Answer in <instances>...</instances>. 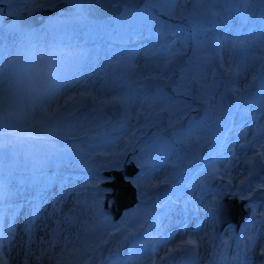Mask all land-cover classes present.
Instances as JSON below:
<instances>
[{"label": "rangeland", "instance_id": "1", "mask_svg": "<svg viewBox=\"0 0 264 264\" xmlns=\"http://www.w3.org/2000/svg\"><path fill=\"white\" fill-rule=\"evenodd\" d=\"M41 1L2 0L0 12L15 16L46 7ZM242 8L227 0L212 4L181 0L174 15L159 14L161 23L150 28L130 26L129 21L115 16L88 21L80 14H59L37 28L16 30L11 23L1 26L0 14V221L5 224L0 233V264H11L12 253L13 264H71L74 252L78 255L76 264H89L105 241L118 233L113 244L116 249L131 237L125 238L127 232L138 233L128 253L106 264H240L246 257L264 264L259 258L264 247V203L248 201L254 190L264 189V180L244 184L252 159L259 155L264 160V107L245 102L260 100L264 79L255 91L250 87L243 92L254 76L257 79L264 59V5H247L243 17ZM166 36H171V41L163 43ZM179 54L187 55L185 67L178 71L180 79L186 78L184 87L168 96L159 89L142 95L139 87L143 78H168L172 72H165V65ZM230 68L239 71V76L233 77ZM192 80L198 83L202 100L219 90L208 113L214 125L205 119L204 123L191 124L192 130L178 133L175 140L165 141H157L149 133L148 120L135 125L140 113L148 119L163 105L179 111L185 108L191 114ZM226 89L242 91L239 110L227 111L220 94ZM81 93L88 95L85 100ZM115 104L122 107L117 126L98 116L100 109ZM196 128L213 140L212 153L199 171L179 177L177 150L188 155V145L197 137ZM94 155L103 156V160L90 162ZM133 163L138 172L127 179L139 200L112 221L103 208L105 195L111 190L100 186L111 178L102 174ZM206 170L220 176L226 186L214 189L209 181L204 183L207 188L202 187ZM164 179L169 181L168 191L152 192L167 184L160 183ZM223 193L229 199L236 195L238 200L247 201L243 209H251L236 233L231 224L220 233L215 231L210 210L217 208ZM71 197L68 210L72 217L81 218L83 204H87L84 224L91 230L83 226L87 238L78 240L81 246L76 244V251L46 260L48 251L40 250L49 238L57 244L67 241L71 232L78 236L74 229L56 234L50 222L55 212L46 210L47 204L58 210ZM80 198L82 205H78ZM111 201L109 198L108 205ZM224 217L227 221V215ZM20 219L27 237L19 235ZM65 219L56 217L55 223ZM38 225L42 226L40 234ZM256 236L255 248L248 250L249 238ZM189 237L197 240L194 249L184 245L162 259L169 248ZM165 239L169 242L157 243ZM22 242H27L24 256Z\"/></svg>", "mask_w": 264, "mask_h": 264}, {"label": "water", "instance_id": "2", "mask_svg": "<svg viewBox=\"0 0 264 264\" xmlns=\"http://www.w3.org/2000/svg\"><path fill=\"white\" fill-rule=\"evenodd\" d=\"M143 3H131L130 7L136 8L141 7ZM187 7H189V3H187ZM78 13L84 16L86 20L90 21H98L108 17L116 16L119 13L118 8H114L111 4L107 3L106 0H67L60 1L55 3L51 7H41L34 9L32 11H23L18 13L17 15L11 17L7 14L6 11L2 13L1 26H6L10 21L12 22V27L18 30L23 29H33L42 25L48 18L54 17L60 13ZM171 37L167 36L162 39L163 42H169ZM186 55H178L172 61H170L166 67L165 71H174L186 65ZM264 78V61L259 68V79ZM177 79L175 75H172L167 80L161 79H152L145 78L143 80V86L140 88V91L147 95L151 91L155 90L156 87H159L162 92H170L172 88L176 85ZM195 88V84H194ZM257 88V81H255L252 85V90ZM195 89L192 91V95H195ZM225 99L229 106H232L234 103V97L230 90L225 93ZM199 111L195 112V115L192 117L193 119L199 118ZM98 116L102 117V119H108V123H115L117 125L119 123L121 117V106L119 104L108 106L101 109L98 113ZM141 117L138 122L141 121ZM184 121L182 124L176 126V128H183L185 126ZM167 137L169 134L166 135ZM160 138V137H159ZM208 144H205L204 147H207ZM204 154V153H203ZM102 159L101 155H94L90 158V162H98ZM191 166V165H188ZM188 166L184 165V160L176 166L179 173L183 168ZM138 168L133 165H125L123 170L119 171H110L103 173L104 176L112 178L111 181L102 184V187H108L111 192L105 195L104 199V210L112 216L113 221L119 219L122 215L123 211L133 207L137 201V191L135 187L129 180H126L125 177H132L136 174ZM264 174V162L261 160L260 156L257 155L250 168H249V176L247 181L258 180ZM169 188L168 184H164L162 186L153 189L152 192H160L167 191ZM111 198V204L108 205V199ZM249 200L262 201L264 203V189H257L253 192V195L249 198ZM248 200V201H249ZM247 203L245 200H238L236 195H232L231 199H229V195L227 193L221 194V200L217 204V208L212 209L211 213L214 216L215 228L216 232L220 233L223 231L227 224H232L235 232L238 230L240 224L248 219L251 209L247 207L243 209V206ZM235 209H239L240 213H237ZM235 210V212H234ZM228 211V212H227ZM234 212V213H233ZM227 215V221H224V216ZM232 215V216H231ZM229 216V217H228ZM132 235L129 239L124 240L119 247L113 249V244L116 239L119 237V234L116 233L113 237L107 242L104 243L101 247L97 249L99 255H94L89 264H106L114 257H123L127 254L128 246L131 241L135 238ZM121 247V248H120Z\"/></svg>", "mask_w": 264, "mask_h": 264}, {"label": "flooded vegetation", "instance_id": "3", "mask_svg": "<svg viewBox=\"0 0 264 264\" xmlns=\"http://www.w3.org/2000/svg\"><path fill=\"white\" fill-rule=\"evenodd\" d=\"M185 60L187 61V57L185 58ZM179 70L178 69L174 70V74H177V77H178V71ZM161 79L165 80L164 78H161ZM198 86L195 88V90H196L195 95H191V90L189 92V95H190L189 103L192 107L191 114H189V112H185V108H183L182 111H179V110H174L170 106L164 107V105H163L161 108H158V111L151 113L148 116L149 117L148 119L144 118L143 121L146 122L148 120L149 133L152 134L155 139H157L159 137H164L167 134H169L168 139H162V141L175 140L178 133L192 130L190 128L191 124H194L196 122H198V124H201L202 122L204 123L205 119L207 120L206 122L211 121V119H208V113H209L217 95L219 94V93H217L219 90L216 89V90H214L213 93H212V91L209 93V96H211V93H212L211 97H214V100H211V97L206 99L208 96L206 93L205 94L206 97L204 99H206L207 102H205V100H202L203 97L200 95L201 92L198 89ZM157 89L158 88H156L155 91ZM223 92H224V90H221L220 94H223ZM162 94H164V93H162ZM165 95L168 96L169 94H165ZM221 96H222L223 100L225 101L224 95H221ZM233 96H234V100H235V106L234 107H236V104H237L236 99L237 98L235 95H233ZM179 104L180 103L176 102L174 106L178 107ZM234 107H232V108H234ZM200 109H201V111L199 113V118L193 119L192 117L195 115V112L199 111ZM229 110L230 109L227 108V111H229ZM224 120L227 121L226 116H224ZM184 121H186V122H185V126L183 128H176V126L182 124ZM210 125H214V123L210 122ZM202 126H203V124H202ZM196 135H197L196 139H193L190 142V144L188 145V152H189L188 155L181 154L182 149L177 150L176 157L178 158V162L181 160H184L185 166L191 165V166H188L186 168H183L180 173L177 172V175L179 177L182 176L183 174H187L190 171H199V169L202 168L201 166L205 163L206 159H208L212 153V149H213V145H214L213 140L210 138L207 139V137H203L202 136L203 135L202 129L196 128ZM205 144H208V146L204 147ZM213 151H215V150H213ZM204 175L205 176L203 177V181H201V183H207L209 181L211 183V181H213L210 186L214 189H215V186H218V187L226 186L225 184H222V181H223L222 178L218 175L212 174L210 170H206ZM262 179L264 180V176L262 177ZM245 185H248V183Z\"/></svg>", "mask_w": 264, "mask_h": 264}, {"label": "snow or ice", "instance_id": "4", "mask_svg": "<svg viewBox=\"0 0 264 264\" xmlns=\"http://www.w3.org/2000/svg\"><path fill=\"white\" fill-rule=\"evenodd\" d=\"M2 2V0H0ZM83 2V0H82ZM107 3L111 4L114 8L119 9L118 15L114 17V19L118 20H127L131 25H136L139 27H151L152 25H158L160 24V20L158 19L159 14H165L168 16H172L175 14V5L179 4L181 0H106ZM143 3V7H130L131 3ZM205 3L212 4L215 3L216 0H204ZM227 2L233 6H243L241 9V17L246 13L247 5L258 2L260 5H264V0H227ZM2 14V12H0ZM211 15H215L214 12H210ZM243 22V21H242ZM241 66L237 65V69H240ZM230 74L233 77H238L240 72L234 69H229ZM256 77H253V82H255ZM235 82V81H233ZM186 83V78L182 77L180 84L177 86L174 91H179L180 88L184 87ZM251 87V84H247L244 86L243 92H247L248 88ZM234 95L237 97V105L236 108L239 110V103L242 99H244L243 93L240 89H232ZM83 95V93H81ZM205 102H207L205 100ZM246 103L254 106V107H264V85H262V92H261V98L259 101L257 100H247ZM246 114V112H245ZM169 181L167 179L161 180L160 183H168ZM16 207H19L17 205ZM2 212H3V198L0 197V218H2ZM118 227V226H117ZM86 230H91L90 226H85ZM133 233L127 232L125 235V238L132 236ZM171 234H169L170 236ZM259 240V237H250L247 244V249L252 250L255 248L257 242ZM169 241L165 239L164 241H157L158 244L168 243ZM107 243V241H105ZM136 241H133V248H135ZM184 245L191 246L193 249L197 246V240L193 239L192 237H189L187 240L182 241L181 245H178L176 248H169L168 254H166L165 257H162V259H166L167 255L171 254L172 252L179 251L182 249ZM97 247H99V243L97 244ZM259 258L264 260V247L260 248L259 251ZM3 264H7V261H4ZM240 264H255L254 259L251 258H245Z\"/></svg>", "mask_w": 264, "mask_h": 264}, {"label": "bare ground", "instance_id": "5", "mask_svg": "<svg viewBox=\"0 0 264 264\" xmlns=\"http://www.w3.org/2000/svg\"><path fill=\"white\" fill-rule=\"evenodd\" d=\"M89 82H91V81H89ZM87 96H88L87 94H83L82 96H80V98L82 100H85ZM63 124H65V120H64ZM55 196H58V195H55ZM72 199H73L72 197L66 199V201L62 205L60 204L58 210H55L52 207H50V204H47V206H46V210L50 209L53 212H55L54 220H51L50 222L56 228V234H59V235L62 234V232H64L65 229H74L75 231H78V232H76V234L78 235L77 238L73 236V234L75 235V233L71 232L70 233L71 235H69L67 237V239H68L67 241L59 242L57 244H53L52 243L53 239L49 238V240H48L49 242H47L45 244L44 248L40 250V253L48 251V253L44 256L46 260H48L50 258H54L56 255H58V253H61V254L67 253L71 249L76 251V248H75L76 244L78 245V247L81 246V242H78V240L79 241H80V239L83 240L84 237L87 238L86 234H84V232H82L83 226L85 227V225H86V224H84L85 223V216H86V211L84 210V208H86L87 204H85V203L83 204V214H82L81 218L77 219V216L72 217V215L69 213V210H68V208L70 207V203L72 202ZM81 203H83L82 202V198H80L78 205H80ZM64 216H66V219L62 223L61 222L60 223H55L56 217L62 218ZM43 220L44 219L40 220L39 223L42 224ZM7 223H9V222H7ZM18 225H19V235L24 236L26 234V237H27V233H26L27 231H23V219L19 220ZM4 226H5V224L0 221V233L3 231V227ZM61 226H64V228L61 229ZM28 227H26L27 230H28ZM7 228H9L8 225H7ZM41 228H42V226L38 225V234H40ZM57 228H60V229L58 230ZM26 244H27V242H22V245H21L20 251H21L23 256H24L23 249H25ZM12 252H13V250H11V253ZM13 257H14V254L12 253L11 254V258H12L11 259V264H13V259H14ZM17 258H18V256H17ZM19 259H21L20 255H19ZM77 260H78V255H77L76 252H74L72 254V256H71V264H76ZM236 261H237V259L234 260V262H236ZM181 263L182 264H186L184 261H181Z\"/></svg>", "mask_w": 264, "mask_h": 264}, {"label": "trees", "instance_id": "6", "mask_svg": "<svg viewBox=\"0 0 264 264\" xmlns=\"http://www.w3.org/2000/svg\"><path fill=\"white\" fill-rule=\"evenodd\" d=\"M59 0H43L41 3L44 4V6L52 5L53 3L57 2Z\"/></svg>", "mask_w": 264, "mask_h": 264}]
</instances>
